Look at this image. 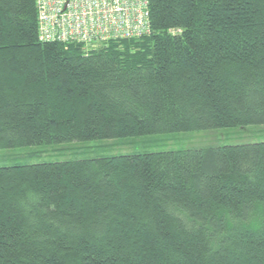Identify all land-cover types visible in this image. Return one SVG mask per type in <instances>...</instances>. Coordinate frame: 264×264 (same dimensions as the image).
Listing matches in <instances>:
<instances>
[{"label":"trees","instance_id":"obj_1","mask_svg":"<svg viewBox=\"0 0 264 264\" xmlns=\"http://www.w3.org/2000/svg\"><path fill=\"white\" fill-rule=\"evenodd\" d=\"M148 1L88 47L0 0V149L264 125V0ZM0 264H264V141L2 166Z\"/></svg>","mask_w":264,"mask_h":264},{"label":"built area","instance_id":"obj_2","mask_svg":"<svg viewBox=\"0 0 264 264\" xmlns=\"http://www.w3.org/2000/svg\"><path fill=\"white\" fill-rule=\"evenodd\" d=\"M41 41L96 47L150 31L148 0H35Z\"/></svg>","mask_w":264,"mask_h":264},{"label":"rangeland","instance_id":"obj_3","mask_svg":"<svg viewBox=\"0 0 264 264\" xmlns=\"http://www.w3.org/2000/svg\"><path fill=\"white\" fill-rule=\"evenodd\" d=\"M264 141V125L0 149V167Z\"/></svg>","mask_w":264,"mask_h":264}]
</instances>
